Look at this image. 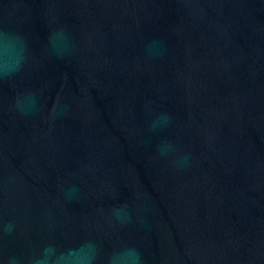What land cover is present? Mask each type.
I'll use <instances>...</instances> for the list:
<instances>
[{"label": "water", "instance_id": "obj_1", "mask_svg": "<svg viewBox=\"0 0 264 264\" xmlns=\"http://www.w3.org/2000/svg\"><path fill=\"white\" fill-rule=\"evenodd\" d=\"M0 264H264V0H0Z\"/></svg>", "mask_w": 264, "mask_h": 264}]
</instances>
